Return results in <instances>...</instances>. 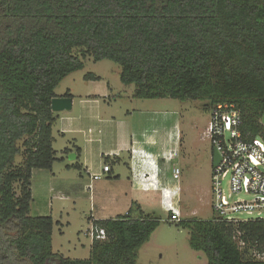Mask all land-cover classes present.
<instances>
[{
	"label": "trees",
	"instance_id": "16d2710c",
	"mask_svg": "<svg viewBox=\"0 0 264 264\" xmlns=\"http://www.w3.org/2000/svg\"><path fill=\"white\" fill-rule=\"evenodd\" d=\"M87 58L119 65L139 99L234 103L243 132L264 139V0H0V264H136L160 225L134 202L94 222L107 238L78 259L53 250L59 221L31 213L33 170L59 160L51 101ZM179 223L208 264H264L251 255L264 250V219Z\"/></svg>",
	"mask_w": 264,
	"mask_h": 264
},
{
	"label": "crops",
	"instance_id": "0c3cea01",
	"mask_svg": "<svg viewBox=\"0 0 264 264\" xmlns=\"http://www.w3.org/2000/svg\"><path fill=\"white\" fill-rule=\"evenodd\" d=\"M83 70L84 74L65 89L59 91L60 85L76 72L55 90L59 97H67L65 94L70 92L73 107L55 112L54 148L58 157L55 144L59 142L60 150L68 148L66 155L75 157L60 175L54 168L60 160L52 169H35L32 175V202L37 196L59 200V218L54 216L51 202L48 208L37 206L35 215L52 216L61 225H65L66 218L70 224L67 218L79 214L78 203L84 198L91 203L86 216L92 226L96 220L126 215L134 202L146 213V204L154 200L163 209L161 186L176 188L166 169L171 162L169 154L172 160L178 155V134L163 135L162 122L148 115L145 99L136 98L135 90L126 92L123 83H113L109 75L97 69L91 71L86 61ZM88 73L94 77L87 78ZM119 74L121 79V68ZM75 163L80 167H70ZM106 164L111 167L109 172L103 171ZM96 173H103V178L93 181Z\"/></svg>",
	"mask_w": 264,
	"mask_h": 264
},
{
	"label": "rangeland",
	"instance_id": "374dc122",
	"mask_svg": "<svg viewBox=\"0 0 264 264\" xmlns=\"http://www.w3.org/2000/svg\"><path fill=\"white\" fill-rule=\"evenodd\" d=\"M86 64L91 71L97 69L109 75L113 83L122 84L119 74L120 67L113 61L96 62L87 58ZM84 71L74 73L63 84L61 82L59 91L71 84L73 79L84 74ZM123 86L126 92L130 93L136 88L133 84H123ZM144 102L146 107L144 110L149 111L148 115L162 122L160 131L163 135L176 136L178 134V155L168 164L166 171L168 177L173 178V169L178 167L181 170L180 190L175 189L178 195L174 204L179 205L182 220L217 218V213L212 207L214 198L212 192L213 158L211 156L213 145L207 135L212 111L210 107L204 105L208 101L163 97L145 99ZM262 122L264 124V118ZM55 147L59 151L60 161L55 164L54 168L57 175H60L62 171L68 170L66 168L71 160L70 156L64 152V148L60 150L62 146L59 142L55 144ZM21 160L23 156L19 154L15 161L19 163ZM227 181V179L224 181L225 188L228 186ZM47 197L37 196L35 198L32 202V215L36 214L37 206L48 208L51 202L53 214L59 218L58 211L61 209V202L57 199L50 200ZM240 197L246 198V195L241 194ZM90 208V200L84 198L78 203L79 214L72 213L67 218L70 224H67L64 218L65 225H55L52 236V247L55 252L70 258L88 259L90 257L92 238L86 233L92 226L88 223L86 216L90 213ZM146 208L148 214L160 219V225L152 233L150 239L139 248L136 264H208L204 251L192 248L189 230L179 222L171 221L169 213L161 208L159 202L154 200V202L147 203Z\"/></svg>",
	"mask_w": 264,
	"mask_h": 264
},
{
	"label": "built area",
	"instance_id": "2783aa9c",
	"mask_svg": "<svg viewBox=\"0 0 264 264\" xmlns=\"http://www.w3.org/2000/svg\"><path fill=\"white\" fill-rule=\"evenodd\" d=\"M211 118L207 127V135L212 142L213 150L217 151L220 161L212 170V207L217 213V219L232 223L248 222L264 219V139L252 137L243 132V112L234 103H219L211 107ZM135 151V150H134ZM168 160L173 157L169 154ZM111 167L106 164L104 172H109ZM181 170L173 169L172 180L180 190ZM140 175V178L144 176ZM93 180L103 178V173L92 175ZM228 180L227 188L224 181ZM163 209L169 213L170 220L182 221L179 205L174 204L178 195L175 189L161 186ZM241 194L246 198L240 197ZM92 241L105 240L107 232L104 228L93 225L86 232ZM235 239L241 249L247 246L237 232ZM252 258L264 261V250L253 248Z\"/></svg>",
	"mask_w": 264,
	"mask_h": 264
},
{
	"label": "water",
	"instance_id": "95a60500",
	"mask_svg": "<svg viewBox=\"0 0 264 264\" xmlns=\"http://www.w3.org/2000/svg\"><path fill=\"white\" fill-rule=\"evenodd\" d=\"M73 107V100L70 97L55 96L51 101V108L54 112H61L70 110ZM75 157L74 154L70 155V158ZM220 161V156L217 151L214 150L213 163L216 165Z\"/></svg>",
	"mask_w": 264,
	"mask_h": 264
},
{
	"label": "flooded vegetation",
	"instance_id": "af4514ba",
	"mask_svg": "<svg viewBox=\"0 0 264 264\" xmlns=\"http://www.w3.org/2000/svg\"><path fill=\"white\" fill-rule=\"evenodd\" d=\"M213 155H214V150H212V154H211L212 158H213Z\"/></svg>",
	"mask_w": 264,
	"mask_h": 264
}]
</instances>
